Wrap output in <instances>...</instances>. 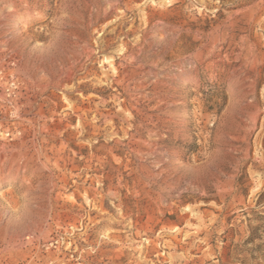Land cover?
Masks as SVG:
<instances>
[{
  "label": "rangeland",
  "instance_id": "1",
  "mask_svg": "<svg viewBox=\"0 0 264 264\" xmlns=\"http://www.w3.org/2000/svg\"><path fill=\"white\" fill-rule=\"evenodd\" d=\"M0 264H264V0H0Z\"/></svg>",
  "mask_w": 264,
  "mask_h": 264
}]
</instances>
